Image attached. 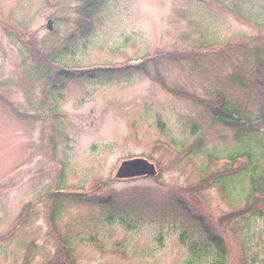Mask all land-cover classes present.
I'll use <instances>...</instances> for the list:
<instances>
[{
  "label": "rangeland",
  "instance_id": "rangeland-1",
  "mask_svg": "<svg viewBox=\"0 0 264 264\" xmlns=\"http://www.w3.org/2000/svg\"><path fill=\"white\" fill-rule=\"evenodd\" d=\"M263 134L264 0H0V264H264Z\"/></svg>",
  "mask_w": 264,
  "mask_h": 264
},
{
  "label": "trees",
  "instance_id": "trees-1",
  "mask_svg": "<svg viewBox=\"0 0 264 264\" xmlns=\"http://www.w3.org/2000/svg\"><path fill=\"white\" fill-rule=\"evenodd\" d=\"M223 105V109L225 111H223L222 113L219 112V110H217L216 108L214 109V115L215 117L222 122H230L227 120L228 118H232L233 114L236 113V111H232L230 109H228L227 107H225V104ZM226 123V124H228ZM251 132L249 127H246V133ZM251 144H253V146L255 147V151L252 152V150H250L248 148V151H246L245 149H243V142H242V146H241V152H237V153H229L227 154V156L225 157L226 159H228V162L230 163V170L229 173L225 172L224 174H222L221 172H214L212 174V177H210V180H212V183H215L216 185H218L221 190L223 192H225V185L223 186V182L228 178L231 177L233 175L239 174L240 172H235V174H230L233 173V169L234 168H238L241 167V164L239 163V160H243L244 161V165H248L247 167V171H248V176H249V181H250V188H249V194H247L245 196L246 200H249L250 198H257V199H262L264 200V171H260V165L258 163H260L261 161H264V134H263V138L259 139V140H254L252 139V141L250 142ZM253 147V148H254ZM245 150V151H242ZM257 150V151H256ZM189 153L191 154L192 151H189ZM217 156H212V158H216ZM259 161V162H258ZM204 171V173H206L205 168L202 170ZM230 174V175H228ZM219 239H214L213 241V245L214 247L216 246V248L220 250H222L221 248V244L223 246V243L218 241ZM223 251V250H222Z\"/></svg>",
  "mask_w": 264,
  "mask_h": 264
},
{
  "label": "water",
  "instance_id": "water-1",
  "mask_svg": "<svg viewBox=\"0 0 264 264\" xmlns=\"http://www.w3.org/2000/svg\"><path fill=\"white\" fill-rule=\"evenodd\" d=\"M47 28L51 29V22L47 23ZM144 174L155 175L156 171L154 165L148 163L144 159L135 158L133 160L122 162V165L117 172V177H131Z\"/></svg>",
  "mask_w": 264,
  "mask_h": 264
}]
</instances>
